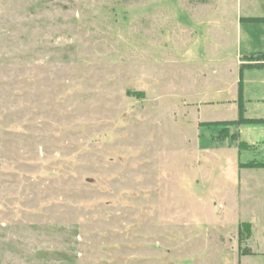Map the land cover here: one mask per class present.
Returning <instances> with one entry per match:
<instances>
[{
    "label": "rangeland",
    "instance_id": "obj_1",
    "mask_svg": "<svg viewBox=\"0 0 264 264\" xmlns=\"http://www.w3.org/2000/svg\"><path fill=\"white\" fill-rule=\"evenodd\" d=\"M239 8L264 16V0H0V264H264V131L233 124L239 50L264 33L240 47ZM244 72L243 116L264 118Z\"/></svg>",
    "mask_w": 264,
    "mask_h": 264
},
{
    "label": "crops",
    "instance_id": "obj_2",
    "mask_svg": "<svg viewBox=\"0 0 264 264\" xmlns=\"http://www.w3.org/2000/svg\"><path fill=\"white\" fill-rule=\"evenodd\" d=\"M251 1V0H249ZM241 6V5H240ZM241 10V11H240ZM229 15V14H228ZM234 22H233V28H232V32L236 33L237 35V39L239 37H242L243 33L246 31H248L249 28H258L259 30V34L260 36H262V34L264 33L263 30H264V23H261V22H251L249 19H259V18H264V16H259V15H251V16H243L242 14V8H239L237 9V11L235 12L234 11ZM225 21V20H224ZM258 34V35H259ZM264 35V34H263ZM250 36V35H249ZM239 46L241 47V44H242V39L241 40H237ZM239 56H238V62H237V72H240L239 73V78L241 79V76H242V82H243V99H244V102H245V98H246V95H247V87L246 85L247 84H256V79L255 78H249L248 80H244L243 76H245V70L243 72H241V65L242 64H245V63H250V62H245V57H252V56H258V55H262L264 54V51H260V50H255L254 52H247L246 54L244 53V55L242 54V50L240 48L239 50ZM259 63H264V62H259ZM240 70V71H239ZM250 70V74L252 72H254L255 70H259V73L260 74V83L261 85H264V68H253V69H249ZM242 73V74H241ZM240 79H239V82H240ZM254 98L250 99V101H254L253 100ZM259 101H264L263 99H259ZM245 105V104H244ZM245 110H246V105L244 106ZM246 113V112H245ZM244 113V115H246ZM244 118L246 119H249V120H252V122L248 123V124H244V125H240L241 129V135L244 133L243 129L244 127L246 126H249V127H255L253 129H256V130H259L257 132H260V131H264V118H247L244 116ZM256 132V133H257ZM256 137V136H254ZM248 143H253V144H256V143H259L257 140H253L252 137L248 140Z\"/></svg>",
    "mask_w": 264,
    "mask_h": 264
},
{
    "label": "trees",
    "instance_id": "obj_3",
    "mask_svg": "<svg viewBox=\"0 0 264 264\" xmlns=\"http://www.w3.org/2000/svg\"><path fill=\"white\" fill-rule=\"evenodd\" d=\"M251 22H261L264 23V18H259V19H249ZM245 62H250V63H245L241 65V72H243L246 69H253V68H264V63H259V62H264V54L258 55V56H252V57H245ZM242 74V73H241ZM239 119L234 122L233 124L235 125H244L252 122V120L246 119L243 116V84H242V78L240 79L239 82ZM256 166H259L261 168H264V163L257 164ZM250 225L245 224V226H242L239 232L240 236V242L242 243L244 239H248L250 236ZM241 255L245 256H250L252 255V252L249 249H243Z\"/></svg>",
    "mask_w": 264,
    "mask_h": 264
}]
</instances>
